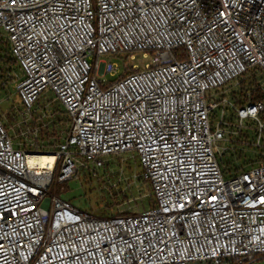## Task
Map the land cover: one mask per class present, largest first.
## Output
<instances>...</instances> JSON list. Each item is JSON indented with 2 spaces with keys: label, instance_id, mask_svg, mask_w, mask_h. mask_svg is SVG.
Returning <instances> with one entry per match:
<instances>
[{
  "label": "built area",
  "instance_id": "1",
  "mask_svg": "<svg viewBox=\"0 0 264 264\" xmlns=\"http://www.w3.org/2000/svg\"><path fill=\"white\" fill-rule=\"evenodd\" d=\"M0 49L21 73L15 81L0 70V87L13 80L28 114L50 90L70 120L45 150L38 128L26 132L34 143H17L0 116V264H256L264 255V100L224 92L264 73V0H0ZM137 53L151 63L125 76L127 65L111 60ZM248 120L254 143L243 138ZM249 149L258 162L224 163ZM33 155L54 161L32 166ZM124 156L139 159L155 207L101 218L51 193Z\"/></svg>",
  "mask_w": 264,
  "mask_h": 264
},
{
  "label": "rangeland",
  "instance_id": "2",
  "mask_svg": "<svg viewBox=\"0 0 264 264\" xmlns=\"http://www.w3.org/2000/svg\"><path fill=\"white\" fill-rule=\"evenodd\" d=\"M2 54L1 56L4 57L5 54ZM6 57L9 56L6 54ZM119 57L122 60L118 57L111 60L118 63L121 67L123 64L127 65L129 69L127 73L135 71L133 68L135 65L144 69L146 64L152 61L151 55L144 56L142 53H137L135 57H130L126 54ZM8 59L0 61V70L3 75H7L8 69L13 70L16 81L21 76L20 70L12 60ZM256 78L264 87V73H258ZM16 85L11 80L7 87H0V116L4 124L7 125V129L15 142L34 143V138L29 137L27 139L28 135L26 134V132H30L34 128L39 129V141L42 138V132H40L38 126L42 124L45 125L44 127H49L50 134L53 133L54 129H57L58 135L64 138L70 128V120L62 104L56 100L54 93L46 90L41 95L40 103L35 110L28 114L22 107L18 94H16ZM224 92L227 97L231 98L233 92H240V84L230 83ZM227 114L228 119L236 124L232 112L227 111ZM34 120H36V123H34ZM244 126L243 138L249 139L248 143H254L257 140L255 124L248 120L244 123ZM240 140L243 141L242 139ZM38 143L44 146L47 144L46 141L44 143L39 141ZM219 145L222 149L236 147L238 151H242L244 148L242 143L232 145L230 142H224ZM45 150H48V148ZM233 156V152L226 153L223 158L224 162L227 163ZM246 156L253 159L255 152L249 149ZM132 159L130 156L120 158L121 166L117 167V159L112 158L111 162L114 165L110 170L101 169L97 173H93L92 176H88V170L81 169L78 176L69 181L68 187L66 184H57L52 188L51 193L61 196L72 205L79 209L87 210V212L96 217L121 214L133 215L145 212L150 208V192L146 191L145 184L137 176L141 173L142 168ZM124 193L130 194V198L124 199ZM259 264H264V260L260 261Z\"/></svg>",
  "mask_w": 264,
  "mask_h": 264
},
{
  "label": "trees",
  "instance_id": "3",
  "mask_svg": "<svg viewBox=\"0 0 264 264\" xmlns=\"http://www.w3.org/2000/svg\"><path fill=\"white\" fill-rule=\"evenodd\" d=\"M2 49H0V61L1 60H4V59H6V58H8V57H3V56H1L2 55ZM8 60H10V59H8ZM124 65V64H123ZM13 69V68H12ZM129 69L126 67L125 68V71H124V73L122 74V75H127V74H131V73H133V72H131V73H127V71H128ZM251 93V98L253 99V100H256V101H259V100H264V94H263V92H262V89L259 87V83H258V81L256 80V78L255 77H247V78H244V79H241L240 80V92H233L232 93V96H231V98L233 99V100H238L239 99V97H242V96H245L247 93ZM40 103V100H39V102H38V104ZM37 104V105H38ZM23 107V106H22ZM11 119V118H10ZM4 123V122H3ZM34 123H36V120H34ZM5 125V127L7 128V125L6 124H4ZM45 125H40V126H38L39 128H40V132H42L41 133V137L42 138H40V141H43V143L46 141L47 142V144H45V146L44 147H46V148H48V149H50V148H54L55 147V145L57 144V143H59V142H61L62 141V139H63V137L61 136L60 137V135H58L59 133H58V130L57 129H54L52 132V134H50V130H49V127H44ZM9 131V130H8ZM68 133V132H67ZM52 139H53V141H52ZM52 141V142H51ZM115 159H117L116 161H117V163H118V166L117 167H119V165L121 166V163H120V157H114ZM254 158H258V160H256V161H254L255 159ZM254 158L253 159H251V158H248L247 156H246V153L245 154H243L242 152H239L238 154L236 153V154H234V156L231 158V160H228V162L227 163H225L226 164V166H228L229 167V169L230 170H233V171H239V170H242L243 168H245V167H247L249 164H254L255 162H258L260 159H261V157H259L257 154H255V156H254ZM111 159L112 158H110L108 161H107V163H106V165H105V167H104V170L105 171H107L108 169L110 170V168H112L113 167V163L111 162ZM135 163H137L138 164V166H140V162H139V159L137 158V157H134L133 159H132ZM242 160H243V162H242ZM89 171V170H88ZM92 174L93 173H91L90 171H89V174H88V176L89 175H91L92 176ZM78 176V175H77ZM76 176V177H77ZM75 177V178H76ZM68 183L69 182H67V183H64L63 185H67V187H68ZM143 183L145 184V188H146V191H148V192H150V199H151V202H150V208L149 209H151V208H153V207H155L156 206V199H155V197H154V195H153V193H152V188H151V186H150V184L149 183H147V182H145V181H143ZM124 195V199H129L130 198V194H128V193H124L123 194ZM148 209V210H149ZM83 211H85V212H87V210H83ZM87 213H89V212H87ZM90 214V213H89ZM92 215V214H91ZM122 215V214H121ZM125 215H129V214H125ZM116 216H120V215H111V216H108V215H105V216H103V217H101V218H111V217H116ZM262 260H264V255L263 256H260L259 257V259H258V261H257V263L256 264H259L260 263V261H262Z\"/></svg>",
  "mask_w": 264,
  "mask_h": 264
},
{
  "label": "bare ground",
  "instance_id": "4",
  "mask_svg": "<svg viewBox=\"0 0 264 264\" xmlns=\"http://www.w3.org/2000/svg\"><path fill=\"white\" fill-rule=\"evenodd\" d=\"M54 159H50L48 157H44L42 155H33L30 158V163L32 166H41L44 167L46 164H48L49 162H51V164L53 163Z\"/></svg>",
  "mask_w": 264,
  "mask_h": 264
}]
</instances>
